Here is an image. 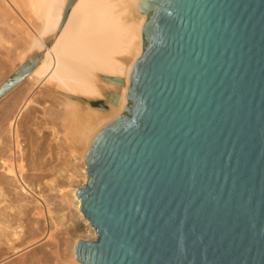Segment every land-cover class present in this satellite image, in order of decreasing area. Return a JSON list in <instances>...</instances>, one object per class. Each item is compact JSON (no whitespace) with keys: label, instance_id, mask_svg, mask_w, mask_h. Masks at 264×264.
I'll return each instance as SVG.
<instances>
[{"label":"water","instance_id":"obj_1","mask_svg":"<svg viewBox=\"0 0 264 264\" xmlns=\"http://www.w3.org/2000/svg\"><path fill=\"white\" fill-rule=\"evenodd\" d=\"M138 11L124 113L95 137L75 192L97 240L78 241L74 258L264 264V0Z\"/></svg>","mask_w":264,"mask_h":264},{"label":"bare ground","instance_id":"obj_2","mask_svg":"<svg viewBox=\"0 0 264 264\" xmlns=\"http://www.w3.org/2000/svg\"><path fill=\"white\" fill-rule=\"evenodd\" d=\"M138 3L139 0H0L3 16L10 17V10L15 15L19 13L13 29L22 39L16 56L19 64L7 77L4 65L0 67V104L4 103L0 111V264L8 259L9 252L19 254L44 239L55 241L58 235L54 232L58 227L62 229L66 217L58 215L65 211L63 204L73 206L75 201L74 207L81 216L80 201L75 196L78 185L73 187V180L83 176L82 182L86 183L84 155L98 133L124 113L130 74L141 54V30L146 20L138 11ZM26 11L39 22L33 31L26 25L30 18ZM40 86H44L46 96L58 94L63 99L56 100L63 111H49L43 106L44 116L54 122L60 120L64 128L69 182L63 190L59 186L60 170L55 166L48 169L51 179L43 182L47 171V160H43L47 147L44 134L48 130L36 122L37 108L41 106L31 97L33 89ZM93 99L104 100L106 109L92 108L89 100ZM31 126L36 128L38 138L42 133V142H36V149L28 154L23 138ZM53 127V141H57ZM27 134L32 142L37 140L32 133ZM51 150V156L61 155ZM75 160L82 163V175L74 168ZM43 184L48 185L47 191L61 195L59 204L55 198L49 200L43 195ZM48 219L54 221L50 229L46 228ZM84 221L89 233L86 237L94 240L95 231ZM63 228V238L79 237L77 228ZM45 232L44 238L37 241V234L43 236ZM77 242L70 245L69 264H80L74 258ZM41 254L31 255V260L22 257L18 264H48L49 256L44 251Z\"/></svg>","mask_w":264,"mask_h":264},{"label":"rangeland","instance_id":"obj_3","mask_svg":"<svg viewBox=\"0 0 264 264\" xmlns=\"http://www.w3.org/2000/svg\"><path fill=\"white\" fill-rule=\"evenodd\" d=\"M14 11H16V10L14 9ZM16 13H18V12L16 11ZM25 13H28V12L26 11ZM10 14H11V16L8 17V16H3L0 13V67L4 65V67L6 69L5 70V73H7L6 74V77L19 64L18 61L16 60V56H17V53L20 52L21 47H22L21 35H20V33H17L16 32V28L13 29L14 28V25H15V22L19 18V16L17 17V15H19V13L17 15H15V13H13L10 10ZM28 15H29L30 18H29L28 22H26V25H28V27L33 31L34 30V27H37L36 25L39 22L36 21V18H34V16L32 14H29L28 13ZM20 19H23V14H21ZM3 74L4 73L1 72V75H3ZM33 91H34V93H32ZM33 91L31 92L32 99L35 100V101H37L38 104L41 106L40 108H37L38 109V112L36 113L37 114L36 117H38V118H37V121L36 122H39V123L41 122L42 126H45L46 127L45 130H48L46 132L43 131V133L44 132L46 133V134H44L45 137H47V139L45 138L46 140H44V142H46V143H44V145L46 144L45 146H47V147L45 149L46 151H45L44 157H43L44 158L43 159L44 161L47 160L46 163H45L46 164V170H47L46 173L47 174L45 173V178L43 179L44 180L43 182L44 183L45 182H48L51 179L50 173H49V170L48 169H50L51 167L55 166V168H57L58 170H60L61 177L59 178V181H60L59 182V186L63 190V188H65L66 186H68L67 183L69 182V181L66 180L69 174L66 175V172H65L66 163H67L66 161L69 160V158H68L69 157V151L66 150V148L68 149V147H66L67 143L65 142L66 140L64 139V128L61 126V124H60L61 121L60 120L55 121L56 122L55 123L54 121H51L49 118H46L47 116H44V114H43V112L45 113V111L43 110V106L45 107V110H46V108H47V110H49V109L50 110L51 109L53 110V109L56 108L55 110H59L60 109L61 111H63V106L59 105L58 104V101H56V100L62 101L63 99L58 94H55L53 96L51 95L52 97L51 96L50 97L49 96H46L47 94L45 92L44 86H40L39 88H37V90L36 89H33ZM40 95L43 96V98L44 97L45 98L44 99L43 98L41 99ZM89 101H90V104H91V107L92 108H98V106L100 104H104V100H95V99H93V100H89ZM3 106H4V103H1L0 104V111L2 110V107ZM105 107H107V105H105ZM44 123H45V125H43ZM51 126H54L53 128L57 132V134H56V136H58L57 137V141H53V139H54L55 136L52 134L53 132H52ZM45 127H43V128H45ZM50 129H51V131H50ZM35 130H36V128L33 127V126H31L30 127V130L28 132H25L24 131V133H26V135L23 138V140H24L23 141V144L25 146V149L26 150L28 149L27 152L29 150L32 152V151H34L36 149V145H37V144H35L36 142H39V143L42 142V140L40 139L41 136H42V133H40V135H39L40 137L38 138L37 130L36 131ZM27 133H30V134L32 133V136L35 137L37 140L32 142L31 138L28 136ZM52 145H53L54 148L52 147ZM51 148L54 149V150H51ZM50 150L52 152H56V151H59L60 152L59 154H61V155H59L58 157L56 156L57 157V160H56V157H54L55 155L54 156H51L50 155V153H49ZM30 151L28 152V154L30 153ZM48 157H49V159H48ZM74 164H75V167L74 168L76 170L80 171V175H82V172H81L82 163L81 162H78L77 160H75V163ZM48 173H49V175H48ZM30 174H32V173H30ZM46 175H48L49 177L46 176ZM82 181H83V176H78V177L74 178V180H73V182H74L73 185L74 186L73 187H75V185H78L77 188L80 189L83 185L86 184V183H83ZM86 181H87V179H86ZM41 187H42V191L41 192L43 193L44 196H46L47 199L51 200V199H54L55 198L56 201H58L56 203L59 204V202H60V197L59 196H61L59 193L47 191V190H49L48 189L49 188L48 185H44V186H41ZM57 194H59V195H57ZM70 202H69V204H70ZM74 204H75V201L73 203V206L72 205L70 206L68 204H67L68 205L67 206L66 203L63 204L62 206H63V208H65V211L63 213L59 212L58 215H65L66 216L65 219H64V221H63V224H64L63 227H65V226L68 227V225H70V226H73V227L77 228L76 234L79 237L75 238L76 236L73 235V237H70V236L69 237L68 236L66 237L65 236V238H63L64 237V233H63L64 228L62 227V229H60L58 227L57 230L54 232V233H56L55 235H58V238L60 237V240L61 241L62 240L64 241L65 239H66V241L61 242L58 238L55 241H53V242L51 240L44 239L40 243L28 247L27 249H25V251L23 250L20 253L18 252L19 254L15 253L16 254L15 255L14 252H13V254H12L13 256H12L11 255V252H9L8 253V259L6 261H4L3 264H18L20 262V260H21L22 257L23 258H29L30 257L29 259L31 260V255L36 256V257H40L42 255L41 253L43 251H44V253H46L47 256H49L50 262H48V264H69L71 262V256H70V252H71L70 250H71V248L70 247L72 246L73 242L75 243L76 240H78V241H91V242L97 240V237L94 240L92 238L91 239H88L86 237L87 234H89V233L87 231V227H86L87 225L85 224V221H84L85 218L82 216V214H81V216H79L80 214H78L77 209H75V207H74ZM54 207H55V205H52L51 210H53ZM53 214L54 215H52V216L54 217L55 214H56V211L55 210H53ZM46 218H48V217H46ZM70 218L72 219V221H70ZM47 222L48 223L46 225V228L47 229L48 228L50 229V226L52 225V223L54 221L53 220L52 221L51 220L49 221V219H48ZM88 224H89V222H88ZM46 232L44 233L43 236H40V235L37 234L36 240L38 241V240L43 239L44 236L46 235ZM60 232H61V234H60ZM57 233H59L60 236ZM61 237H62V239H61ZM67 240H69V241H67ZM57 242H58V244H57ZM67 243H68V245H65ZM47 244L49 246H46ZM42 245H45V246L41 248ZM40 248H41L42 252L39 251ZM36 250H38L40 253L37 254L38 251H36ZM33 251L36 252V254H34ZM69 256H70V258H69ZM50 257L52 259H50ZM68 260H70V262Z\"/></svg>","mask_w":264,"mask_h":264}]
</instances>
